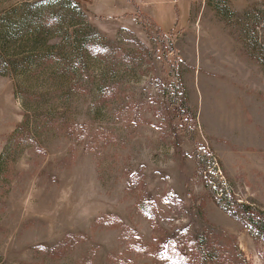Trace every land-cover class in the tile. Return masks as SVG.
Listing matches in <instances>:
<instances>
[{
	"label": "rangeland",
	"instance_id": "rangeland-1",
	"mask_svg": "<svg viewBox=\"0 0 264 264\" xmlns=\"http://www.w3.org/2000/svg\"><path fill=\"white\" fill-rule=\"evenodd\" d=\"M127 1L0 0V264H264V0Z\"/></svg>",
	"mask_w": 264,
	"mask_h": 264
},
{
	"label": "crops",
	"instance_id": "crops-1",
	"mask_svg": "<svg viewBox=\"0 0 264 264\" xmlns=\"http://www.w3.org/2000/svg\"><path fill=\"white\" fill-rule=\"evenodd\" d=\"M78 1L82 3L81 5L82 11L89 13L91 16L93 17L97 16V18L111 17L112 21H116L118 23L125 20L127 16L134 13L135 11L134 6L131 4V2L127 0H78ZM142 1H144L145 3H150L147 0H138V3H142ZM169 1L170 0H162L161 3H169ZM137 5L140 6V4ZM141 10L153 19L152 9L146 10L141 8Z\"/></svg>",
	"mask_w": 264,
	"mask_h": 264
},
{
	"label": "trees",
	"instance_id": "trees-1",
	"mask_svg": "<svg viewBox=\"0 0 264 264\" xmlns=\"http://www.w3.org/2000/svg\"><path fill=\"white\" fill-rule=\"evenodd\" d=\"M197 164L200 167H203V169L205 168L204 164L202 163V161L195 157ZM236 214H240V216H245L247 218H249V220L251 221V226L252 228H254L260 236H262L264 238V219H258L257 221H252L250 215H249V208L243 204H237V210L235 211Z\"/></svg>",
	"mask_w": 264,
	"mask_h": 264
},
{
	"label": "built area",
	"instance_id": "built-area-1",
	"mask_svg": "<svg viewBox=\"0 0 264 264\" xmlns=\"http://www.w3.org/2000/svg\"><path fill=\"white\" fill-rule=\"evenodd\" d=\"M220 180L223 179V177L220 175ZM214 187V192L216 194V196L223 198V199H229L231 198L232 194L230 192V190L224 185V183H220V184H213Z\"/></svg>",
	"mask_w": 264,
	"mask_h": 264
}]
</instances>
